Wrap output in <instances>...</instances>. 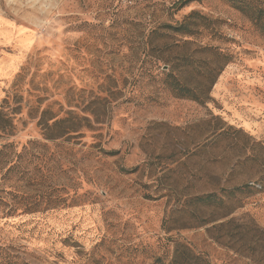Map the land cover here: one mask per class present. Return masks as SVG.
Wrapping results in <instances>:
<instances>
[{
    "label": "rangeland",
    "instance_id": "1",
    "mask_svg": "<svg viewBox=\"0 0 264 264\" xmlns=\"http://www.w3.org/2000/svg\"><path fill=\"white\" fill-rule=\"evenodd\" d=\"M178 1L0 0V257L264 264V5ZM212 191L233 212L183 228Z\"/></svg>",
    "mask_w": 264,
    "mask_h": 264
},
{
    "label": "trees",
    "instance_id": "2",
    "mask_svg": "<svg viewBox=\"0 0 264 264\" xmlns=\"http://www.w3.org/2000/svg\"><path fill=\"white\" fill-rule=\"evenodd\" d=\"M192 1H201V0H179L178 6L182 7V6H186L188 4H190V2ZM227 2H229L233 7H235L238 10H241L245 15H247L251 20H253L256 24H260L262 25V12L261 10L258 9H253L250 6L252 5V3H259V4H263L264 5V0H225ZM191 17H195V19H191V21H187V22H182V24L179 26L178 29L182 30L184 33H195L197 31H199V27L200 25H205V21H203V17L198 13V12H192L190 14L189 17H187L186 20L190 19ZM200 17V18H197ZM185 20V21H186ZM199 20V21H197ZM176 94H178L179 96H184L187 98H190L191 100H197V101H204L208 98V93L207 90L203 87H191V86H187V85H180L178 84L177 87L174 88ZM235 189H233L234 191ZM232 194V191L229 192ZM231 194L227 195L226 197L224 196H219L216 192H211L208 194H202V195H196V198L193 199L195 205V208L193 210V218L195 220V223L193 224H186V225H190V226H182L184 227H192V225H194L193 227H197V226H202V225H206L207 223H211L214 220L219 219L218 217L220 216H215V218L206 220L205 218L202 219L203 217L201 215H199V211L202 210H209L208 213H214L215 215V211H219L222 216L221 217H227V215L231 214L233 211L231 206L229 205L231 199H233L234 196H231ZM225 209H228L227 211H225ZM199 215V216H197ZM228 223H231V221H228L227 223H224L218 227H214L212 226V230H217L216 232H218V234L215 236V238L217 240H223V241H227L230 242L231 240L236 241L238 240V238L241 237V235H243V233H247L245 231L242 232V234H239L240 231L239 230H234L233 228H228V232L226 235H224V232L222 228H226V226L228 225ZM165 226V224H164ZM211 230V231H212ZM176 242L175 247H174V251L170 257V260L166 263V264H210L208 261H206V259L204 258H200V260L198 262H196V260H198L197 257L194 258V256L191 253L190 248L188 247V245L183 244L181 242L177 240H175ZM189 248V249H188ZM194 259V260H193ZM196 259V260H195ZM0 264H29L26 263L25 261H22L18 256L14 255V254H9L7 253L5 256L0 257Z\"/></svg>",
    "mask_w": 264,
    "mask_h": 264
}]
</instances>
